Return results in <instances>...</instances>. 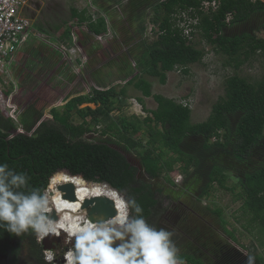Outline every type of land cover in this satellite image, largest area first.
Returning <instances> with one entry per match:
<instances>
[{
  "label": "trees",
  "instance_id": "16d2710c",
  "mask_svg": "<svg viewBox=\"0 0 264 264\" xmlns=\"http://www.w3.org/2000/svg\"><path fill=\"white\" fill-rule=\"evenodd\" d=\"M101 1L92 0L97 6ZM204 1L216 2V10L203 11ZM133 9L138 10V15L132 24L140 26L150 10V24L154 27V40L150 44L141 42L144 50L133 57L140 74L134 76L128 67L130 80L124 86H102L89 95L75 97L62 108L51 109V121L41 120L44 111L30 106L21 117V134L17 133L18 125L0 111V163L27 173L29 188L43 190L56 174L66 171L88 183L134 195L149 223L160 206L159 191L152 182L164 177L174 185L178 166L184 185L194 180L198 185L197 201L209 199L216 191L233 193L239 187L237 197L243 201V214L251 216L249 227H257L264 238V72L257 79L238 75L245 66L264 63V39L257 36L264 31V1L138 0ZM190 10L195 13L190 16L199 20V41L189 40L180 28L184 20L179 17ZM69 20L79 27L86 24L85 35L90 40L107 32L106 20L100 17L92 21L85 10L72 8ZM37 29L53 35L54 41H71L68 21L55 23L52 33L42 26ZM79 31L83 32L79 29L77 34ZM144 31L141 26L139 33ZM203 43L216 55L227 58L226 67L235 75L224 79V96L212 106L208 119L194 124L189 105L153 94L149 79L164 86L169 73L181 70L188 75L190 67L203 65L207 56ZM129 88L143 98H152L157 108L147 110L139 98L147 114L143 121L122 118L113 123L110 115L123 107ZM5 95L9 96L10 91ZM90 104L97 109L81 108ZM73 118L81 123L75 124ZM101 125L106 127L100 132ZM97 134L102 139L92 141L90 136ZM132 151L139 155L140 175L125 156ZM232 176L237 185L230 187ZM213 213L223 231L236 241L225 228L227 219L222 210ZM185 224L174 230L173 239L186 264H245L246 258L217 235L203 237V225L195 229ZM43 252V245L31 230L15 236L0 228V264H46ZM257 263L264 264V259L258 258Z\"/></svg>",
  "mask_w": 264,
  "mask_h": 264
},
{
  "label": "rangeland",
  "instance_id": "374dc122",
  "mask_svg": "<svg viewBox=\"0 0 264 264\" xmlns=\"http://www.w3.org/2000/svg\"><path fill=\"white\" fill-rule=\"evenodd\" d=\"M118 2L120 5L115 4ZM137 2L138 0H110L109 2L103 0L100 6H97L92 0H38L36 6L27 10L25 15L30 18L36 31L37 26H42L52 33L54 24H60V21H68L72 33L77 34V31L81 29L83 32L80 34L79 31L77 34L80 48L78 53H83L81 56L84 63L77 72L72 67V61L58 55L53 47L56 44L52 40L53 35L31 38L27 47L17 56V62L11 72L13 77L8 82V86H4V92L10 91L13 94L12 100L18 106L17 112L20 116L22 117L26 109L33 106L44 111L41 120L51 121V109L62 108L73 97L88 95L92 90L102 86H124L126 81L130 80L127 79V76L131 75L128 67L134 76L140 74V67L133 58L134 54H140L144 50L141 42L150 44L154 37L153 25L150 24L152 18L150 10L146 11L140 26L137 23H134L137 24L136 26L132 24L138 15V10L133 9ZM72 8L78 11L86 10L88 15L106 19L107 32L104 34L106 37L102 41L88 39L85 35L88 33L87 25L79 27L74 21L69 20ZM141 26L145 28L143 34L139 33ZM56 36L59 37V34ZM257 36L264 39L263 32H258ZM195 39L199 41V37L195 36ZM201 46L207 51L203 65L190 67L188 75L181 70L169 73L167 84L164 86L155 79H149L153 83V94L188 104L194 124L208 119L212 106L224 96V79L235 75L231 68L226 67L227 58L213 53L205 43ZM263 72L264 63L258 61L252 66L243 67L238 75L247 79H257L263 75ZM139 98L143 99L147 110L152 111L157 108L152 98H143L140 92L129 88L123 107L121 106L120 110L110 115L111 121L118 123L122 118L128 121H143L147 114L137 101ZM87 106L84 105L81 108ZM90 108L94 110L96 106L92 105ZM3 112L1 111L5 117L9 118L7 112ZM72 120L75 124L81 123L77 118ZM105 127L101 125L98 131H103ZM17 133L21 134L23 130L17 129ZM93 136H90L92 141L102 139L99 134ZM146 140L144 138V143ZM125 156L139 170V175L143 173L137 152L125 153ZM175 171L177 173L173 177L174 185L169 184L164 177L152 182L155 190L159 191L157 199L160 206L154 212L150 223L171 231L185 223L186 226H193L195 229H199L201 224L203 227L200 230L203 237L217 235L244 258L249 254L255 256L256 264H259L258 258L264 259V238L255 225L254 229L249 227L251 216L243 214V201L237 197L241 193L240 188L237 187L233 193L216 191L209 199L200 202L196 199L198 185L195 184V180L190 182V185H184V176L179 172L178 166ZM230 178L229 186L237 185L236 178L233 176ZM216 209L222 210L227 219L225 228L235 236L236 241L223 231L221 221L213 213ZM55 246L56 251H61L66 246L64 239ZM25 259L22 257L23 261Z\"/></svg>",
  "mask_w": 264,
  "mask_h": 264
},
{
  "label": "clouds",
  "instance_id": "9594fccd",
  "mask_svg": "<svg viewBox=\"0 0 264 264\" xmlns=\"http://www.w3.org/2000/svg\"><path fill=\"white\" fill-rule=\"evenodd\" d=\"M54 179L43 190L29 188L27 173L0 163V228L15 236L31 230L41 244L50 235L64 239L61 251L43 252L46 264H186L174 231L149 223L134 195L107 185L81 187L82 193L97 192L113 201L112 217L93 220L86 208L66 202L56 206ZM245 264H256L255 256L246 255Z\"/></svg>",
  "mask_w": 264,
  "mask_h": 264
},
{
  "label": "built area",
  "instance_id": "2783aa9c",
  "mask_svg": "<svg viewBox=\"0 0 264 264\" xmlns=\"http://www.w3.org/2000/svg\"><path fill=\"white\" fill-rule=\"evenodd\" d=\"M38 0H0V107L1 111L7 112L9 119H11L18 129L23 130L20 124V114L18 106L13 102V94L6 96L4 92V86H8V82L11 80L12 68L17 62V56L21 53L29 44L31 38L40 37L46 35L39 33L33 28L30 18H27L25 12L36 6ZM255 1V0H254ZM218 4L216 2L204 1L202 4V10L208 12L210 10H216ZM93 7V6H91ZM195 14L194 10H190L189 13L183 14L180 18L184 21H180V28L183 29V34L189 40H194L195 35L198 33L196 27L199 20L192 18L190 15ZM98 16L92 15L93 21ZM154 27L152 28L153 31ZM78 35L73 32L70 42H56L54 49L64 59L72 61V67L77 70L83 67L84 59L81 54L78 53ZM106 35L94 36L95 39L102 41ZM109 37V36H108ZM46 38H48L46 36ZM45 38V40H46ZM44 40V42H46ZM47 43V42H46ZM48 45V44H47ZM50 46V45H48ZM13 85V82H11ZM4 113V112H3ZM24 132V131H23Z\"/></svg>",
  "mask_w": 264,
  "mask_h": 264
},
{
  "label": "water",
  "instance_id": "95a60500",
  "mask_svg": "<svg viewBox=\"0 0 264 264\" xmlns=\"http://www.w3.org/2000/svg\"><path fill=\"white\" fill-rule=\"evenodd\" d=\"M62 173H66L67 175L71 176L70 173L63 171ZM60 174V173H58ZM56 174V175H58ZM55 175V176H56ZM54 176V177H55ZM74 178H77L76 176H73ZM84 180V179H83ZM58 192L61 194V197L64 200L69 201H75V195H76V187L73 184H65L63 186L58 187ZM82 209H87L89 216L93 220H106L109 217H112L115 214V209L113 207V201L106 198L104 195L97 194L92 196L91 198H87L82 202ZM56 214L55 211L52 213V217L55 219ZM60 242V239L56 236H48L43 239L42 245L43 250H53L55 249V244H58Z\"/></svg>",
  "mask_w": 264,
  "mask_h": 264
},
{
  "label": "bare ground",
  "instance_id": "6f19581e",
  "mask_svg": "<svg viewBox=\"0 0 264 264\" xmlns=\"http://www.w3.org/2000/svg\"><path fill=\"white\" fill-rule=\"evenodd\" d=\"M52 183H53V187L55 189L54 195L56 196L55 203H56L57 207H63L62 202H66L69 205H76L80 209H82L81 208L82 202L87 198H91L92 196L97 195L98 193L97 192H90L88 194L82 193L80 190L81 187L96 188V189L104 188L100 185L88 184L82 178H80V177L74 178L73 176H69L66 173H60V174L56 175L55 179L52 181ZM65 184L75 185V187H76V195H75L76 200L75 201H69V200L62 199L61 194L58 192V187L63 186ZM81 196H83V200H81ZM65 211H70V209H65Z\"/></svg>",
  "mask_w": 264,
  "mask_h": 264
},
{
  "label": "crops",
  "instance_id": "0c3cea01",
  "mask_svg": "<svg viewBox=\"0 0 264 264\" xmlns=\"http://www.w3.org/2000/svg\"><path fill=\"white\" fill-rule=\"evenodd\" d=\"M83 11H84V10H83ZM85 11H86V10H85ZM88 16H89V17L92 19V21H93L92 15L90 14V15H88ZM100 17H101V16H98L97 19L100 18ZM102 18H103V17H102ZM105 20H106V19H105ZM106 23H107V22H106ZM195 36H198V33H197ZM22 52H23V51H22ZM88 95H89V94H88ZM81 96H86V95H81ZM76 97H78V96H76ZM73 98H75V97H73ZM73 98H72V99H73ZM72 99H70V100H72ZM70 100H69V101H70ZM69 101H67V102H69ZM92 105H94V104H90V105H88V108H90V106H92ZM94 106H96V105H94ZM95 109H97V106H96ZM95 109H94V110H95Z\"/></svg>",
  "mask_w": 264,
  "mask_h": 264
},
{
  "label": "flooded vegetation",
  "instance_id": "af4514ba",
  "mask_svg": "<svg viewBox=\"0 0 264 264\" xmlns=\"http://www.w3.org/2000/svg\"><path fill=\"white\" fill-rule=\"evenodd\" d=\"M255 1H258V0H255ZM255 1H254V2H255ZM262 1H264V0H262ZM261 32H263V33H264V31H261Z\"/></svg>",
  "mask_w": 264,
  "mask_h": 264
}]
</instances>
